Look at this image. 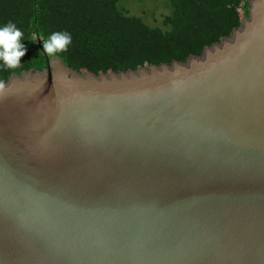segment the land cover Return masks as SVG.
<instances>
[{"label":"water","instance_id":"water-1","mask_svg":"<svg viewBox=\"0 0 264 264\" xmlns=\"http://www.w3.org/2000/svg\"><path fill=\"white\" fill-rule=\"evenodd\" d=\"M246 6L186 62L53 57L3 83L0 264H264V0Z\"/></svg>","mask_w":264,"mask_h":264},{"label":"trees","instance_id":"trees-1","mask_svg":"<svg viewBox=\"0 0 264 264\" xmlns=\"http://www.w3.org/2000/svg\"><path fill=\"white\" fill-rule=\"evenodd\" d=\"M125 1L0 0V25L15 23L27 49L19 68L0 66V81L6 83L25 71L45 70L51 58L43 53L41 37L53 32L72 37L67 52L57 58L68 68L98 75L186 62L231 36L248 15V0H166L169 14L153 23L154 12L144 9L145 17L133 14L131 2Z\"/></svg>","mask_w":264,"mask_h":264},{"label":"clouds","instance_id":"clouds-1","mask_svg":"<svg viewBox=\"0 0 264 264\" xmlns=\"http://www.w3.org/2000/svg\"><path fill=\"white\" fill-rule=\"evenodd\" d=\"M23 39V33L15 23L9 21L0 25V66L6 69H16L21 66L20 61L27 51ZM41 40L43 53L49 58L67 52L72 43V37L67 32H53L47 38L41 37ZM4 87L3 82H0V92Z\"/></svg>","mask_w":264,"mask_h":264},{"label":"rangeland","instance_id":"rangeland-1","mask_svg":"<svg viewBox=\"0 0 264 264\" xmlns=\"http://www.w3.org/2000/svg\"><path fill=\"white\" fill-rule=\"evenodd\" d=\"M127 2H131L129 4V7H130V11L133 14H138V15L144 16L142 14V11L147 10L148 13L154 12V14H156L157 18H154L153 20L150 19V22H153V23L155 22V20L161 19V16L163 14H169V13H167L168 11L165 7L166 0H143V2H140L139 0L125 1V3H127Z\"/></svg>","mask_w":264,"mask_h":264}]
</instances>
